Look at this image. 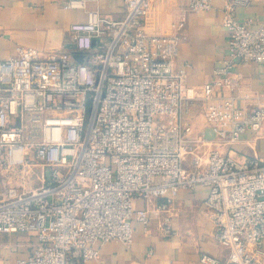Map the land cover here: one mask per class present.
Segmentation results:
<instances>
[{
	"label": "built area",
	"instance_id": "1",
	"mask_svg": "<svg viewBox=\"0 0 264 264\" xmlns=\"http://www.w3.org/2000/svg\"><path fill=\"white\" fill-rule=\"evenodd\" d=\"M96 1L64 2L86 19L71 24L59 53L18 45L0 60V232L37 237L16 264H81L100 255L99 242L131 245L134 220L148 230L153 214L170 235L174 199L199 185L227 264H264V153L241 160L222 150L264 124V101L243 106L235 94L236 62H264V24L236 17L251 0L224 5L230 54L199 88L176 65L182 13L170 33L156 34L146 26L152 0H123L119 19ZM212 6L188 0V12ZM197 100L213 137L186 116ZM201 262L220 264L208 253Z\"/></svg>",
	"mask_w": 264,
	"mask_h": 264
},
{
	"label": "crops",
	"instance_id": "2",
	"mask_svg": "<svg viewBox=\"0 0 264 264\" xmlns=\"http://www.w3.org/2000/svg\"><path fill=\"white\" fill-rule=\"evenodd\" d=\"M65 1L0 0V60L15 55L18 45L32 47L44 58L67 48L73 37L71 24L85 20L86 13L65 9ZM228 1L213 0L210 9L188 12V0H152L146 23L149 32L170 33L171 23L179 13L185 17L184 38L179 45L176 65L187 67L189 87L199 88L211 81L214 69L230 54V35L223 23V8ZM90 6L116 19L126 13L123 0H99ZM236 17L241 21L252 20L253 28L264 24V0L239 5ZM235 70L242 74L241 89L235 93L240 104L249 106L259 99L264 101V62L237 61ZM203 110V103L197 100L186 114L195 133L211 131ZM222 150L241 160L263 154L264 124L259 131H246L239 141ZM2 191L0 183V196ZM207 195V187L201 185L179 192L171 206L170 235L163 233L160 218L152 213L148 230L140 221L134 220L131 245L117 240L99 242L100 255L81 264H204L201 262L204 253L215 256L220 264H227L228 251L216 241L214 224L204 213ZM162 200L155 199L153 204ZM146 204L143 199L135 200L137 208ZM36 242L33 232H0V264H16L18 259L28 257Z\"/></svg>",
	"mask_w": 264,
	"mask_h": 264
},
{
	"label": "rangeland",
	"instance_id": "3",
	"mask_svg": "<svg viewBox=\"0 0 264 264\" xmlns=\"http://www.w3.org/2000/svg\"><path fill=\"white\" fill-rule=\"evenodd\" d=\"M206 136H208V137H213V132L212 131H208L207 132V134H206ZM1 172H2V170H1V165H0V176H1ZM1 179V178H0ZM2 181V180H1ZM0 181V183H1V185L3 184L2 182Z\"/></svg>",
	"mask_w": 264,
	"mask_h": 264
}]
</instances>
